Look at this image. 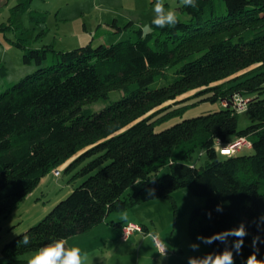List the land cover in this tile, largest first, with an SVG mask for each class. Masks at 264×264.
<instances>
[{
	"label": "trees",
	"instance_id": "obj_1",
	"mask_svg": "<svg viewBox=\"0 0 264 264\" xmlns=\"http://www.w3.org/2000/svg\"><path fill=\"white\" fill-rule=\"evenodd\" d=\"M27 5L20 0L15 7ZM176 7L187 17H178L175 28H157L152 17L147 32L139 28L134 39L108 45L62 51L15 41L25 50L24 62L37 68L0 91V218L62 163L66 171L78 168L73 177L84 179L3 243L0 264H26L21 254L88 231L114 211L171 197L180 187L205 199L188 215L193 236L209 237L243 222L248 235L240 254L234 251L235 264H245L257 248L264 259V0H198L195 8ZM49 55L51 63L40 65ZM169 75V83L150 86ZM112 90L121 97L96 112L87 106ZM188 91L193 93L177 98ZM235 93L250 97L245 109L252 120L243 128L237 112L221 104ZM199 101L220 107L155 129ZM241 136L250 153L214 149L216 140ZM195 150L206 155L203 166L192 163ZM163 166L168 170L152 177ZM137 180L139 187L124 194ZM25 234L27 246L19 243ZM235 239L215 241L198 257L231 248Z\"/></svg>",
	"mask_w": 264,
	"mask_h": 264
},
{
	"label": "rangeland",
	"instance_id": "obj_2",
	"mask_svg": "<svg viewBox=\"0 0 264 264\" xmlns=\"http://www.w3.org/2000/svg\"><path fill=\"white\" fill-rule=\"evenodd\" d=\"M19 1L0 0V62L6 67V74L0 75V91L37 68L34 61L24 62L25 50L16 46L15 41H22L26 46L36 49L49 44L54 49L63 51L88 43L92 46L100 43L108 45L122 39H134L135 30L141 28L143 33L149 30L148 20L154 16L155 3H151V0H28L26 7H15ZM163 2L167 3L166 8H174L178 17H187L176 7L178 0ZM51 61L52 56L49 55L40 65L50 64ZM172 78V75L167 79L157 78L150 86L169 83ZM192 93L193 91H188L177 98ZM121 95L120 91L112 90L106 99L94 101L87 106L96 112ZM191 101H196V98ZM219 107V102H196L184 110L182 115L155 125V129L159 130L184 117L203 114ZM251 120L246 110L237 112L236 122L239 128L250 124ZM240 152L250 153L251 150L243 148ZM191 161L196 166H203L206 155H199V150H195ZM66 164L67 162L52 168L33 189L31 197H25L1 216L0 248L13 235L39 221L50 207L84 179V176L73 177L78 168L66 171ZM167 170V166H163L152 177L161 176ZM138 187V184H132L124 194ZM259 187L264 193V184ZM203 201L204 197L193 195L185 187H180L174 189L171 197L143 201L125 210L112 212L90 230L67 238V246L79 247L82 253H86L87 264H188V257L200 256L208 248L207 244L197 240L188 229V215L194 207L203 205ZM119 221L147 226L148 232L144 227L141 231L142 235L147 234L149 238L141 247L136 246L139 231H133L134 235L122 239L121 230L118 225L113 224ZM153 233L168 245L165 258L156 253L157 249L151 239ZM192 243L200 245L197 251L190 249L189 245ZM35 252L36 250L27 251L20 256L30 258ZM4 259L0 249V261Z\"/></svg>",
	"mask_w": 264,
	"mask_h": 264
},
{
	"label": "clouds",
	"instance_id": "obj_3",
	"mask_svg": "<svg viewBox=\"0 0 264 264\" xmlns=\"http://www.w3.org/2000/svg\"><path fill=\"white\" fill-rule=\"evenodd\" d=\"M178 6L184 8H195L198 6V0H178ZM154 16L151 21V25L157 28H175L179 23L177 11L174 8H166L163 0H155L153 5ZM136 184H140L137 180ZM154 189L148 190V195L154 196ZM217 211H222L221 206H217ZM211 214L209 213V216ZM261 221H264V215L260 217ZM259 223L257 227L259 228ZM248 235L245 224L240 223L238 227L225 230L219 233H215L209 237L198 236L197 240L204 244L210 245L215 241L227 244L228 237H235L231 248L225 247L220 252L208 253L204 256H190L188 257V264H235L236 254H240V251L244 244V238ZM151 239L157 249L161 258H165L168 253V245L165 240H160L157 234H151ZM260 241V237L257 235L253 237L252 245L256 248L257 243ZM30 237L23 235V238L19 243L27 246L30 244ZM190 249L197 251L200 247L197 243L189 245ZM258 248L252 252L246 259L245 264H264V259H259L257 256ZM87 254L82 253L79 247H68L67 240L63 237L54 238L49 243L41 246L36 252L26 261V264H87Z\"/></svg>",
	"mask_w": 264,
	"mask_h": 264
},
{
	"label": "built area",
	"instance_id": "obj_4",
	"mask_svg": "<svg viewBox=\"0 0 264 264\" xmlns=\"http://www.w3.org/2000/svg\"><path fill=\"white\" fill-rule=\"evenodd\" d=\"M249 99H250L249 96H242L241 94L235 93L232 95L230 101L222 100L221 104L223 106L231 107V109H234L235 112H240L246 110L245 108H247ZM214 146H215L214 149H216L220 154L230 155L243 148L250 147V142L246 137L241 136V137H236L227 142L216 140ZM135 230L141 231L142 227L133 222H127L122 224L120 231L122 239L128 238V236Z\"/></svg>",
	"mask_w": 264,
	"mask_h": 264
},
{
	"label": "crops",
	"instance_id": "obj_5",
	"mask_svg": "<svg viewBox=\"0 0 264 264\" xmlns=\"http://www.w3.org/2000/svg\"><path fill=\"white\" fill-rule=\"evenodd\" d=\"M41 181H42V179H41ZM30 194H32V193H30ZM30 194H28V195H26V198L27 197H29V195ZM33 195V194H32ZM32 195H30V197L32 196ZM119 222H121V221H119ZM130 222V221H129ZM125 222H121L119 225H118V228L121 230V225L122 224H124ZM144 226V225H143ZM144 230L146 231V232H148V227L147 226H144ZM136 231V230H135ZM143 231V230H142ZM142 231H139V233H138V240H139V242H138V244L136 245L137 247H141L142 245H143V242H145V240L147 239V238H149V235H145V234H143L142 235ZM14 234V233H13ZM132 235H134V232H132L129 236H132ZM127 239V238H126ZM26 258V257H25ZM28 258V257H27ZM29 259V258H28Z\"/></svg>",
	"mask_w": 264,
	"mask_h": 264
}]
</instances>
